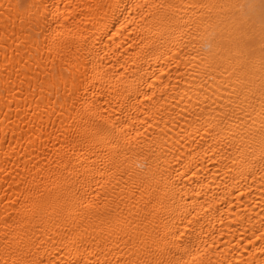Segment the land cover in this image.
<instances>
[{
    "label": "bare ground",
    "instance_id": "bare-ground-1",
    "mask_svg": "<svg viewBox=\"0 0 264 264\" xmlns=\"http://www.w3.org/2000/svg\"><path fill=\"white\" fill-rule=\"evenodd\" d=\"M0 264H264V0H0Z\"/></svg>",
    "mask_w": 264,
    "mask_h": 264
}]
</instances>
